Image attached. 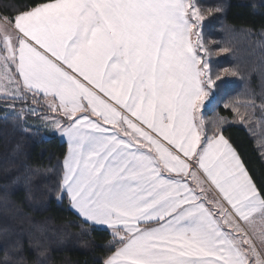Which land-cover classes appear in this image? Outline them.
<instances>
[{
	"label": "snow or ice",
	"instance_id": "snow-or-ice-1",
	"mask_svg": "<svg viewBox=\"0 0 264 264\" xmlns=\"http://www.w3.org/2000/svg\"><path fill=\"white\" fill-rule=\"evenodd\" d=\"M221 10L44 0L0 21V88L12 100L43 94L57 114L44 117L67 140L57 198L110 230L103 264H264V189L221 134L224 118L209 135L201 113L217 81L238 74L213 71L230 49L214 53L203 36L206 14Z\"/></svg>",
	"mask_w": 264,
	"mask_h": 264
},
{
	"label": "trees",
	"instance_id": "trees-1",
	"mask_svg": "<svg viewBox=\"0 0 264 264\" xmlns=\"http://www.w3.org/2000/svg\"><path fill=\"white\" fill-rule=\"evenodd\" d=\"M40 2L0 0V17H14ZM197 3L222 9L206 14L202 24L214 53L223 46L230 49L213 55V71L227 67L238 73L217 81L204 110L206 128L211 135L212 122L224 118L221 134L264 189V0ZM8 101L15 100L0 97V264H103L113 250L110 231L83 223L66 194L57 198L65 142L53 133L24 129L7 114L2 103ZM234 106L244 121L236 120Z\"/></svg>",
	"mask_w": 264,
	"mask_h": 264
},
{
	"label": "rangeland",
	"instance_id": "rangeland-1",
	"mask_svg": "<svg viewBox=\"0 0 264 264\" xmlns=\"http://www.w3.org/2000/svg\"><path fill=\"white\" fill-rule=\"evenodd\" d=\"M2 17H0V21H2ZM2 48H3V40H2V36H0V54H2ZM3 62L0 61V65H2ZM9 71H13L12 68L9 69ZM0 72H3V67L0 66ZM0 84L6 85L7 81H2L0 82ZM215 96V90H213L212 94L210 95V97L205 101V105L204 107L201 109V113L204 117V110L206 108L207 105H209V103L211 102V100L214 98ZM0 97L5 98V95L2 91V88H0ZM11 99V98H10ZM15 105V107L13 108L12 105ZM3 107H5L7 114H12L15 117L18 118V113L20 112L21 109H24L25 112L27 113L22 119H19V122L21 124V126L26 129V130H37V131H41L43 136H47L46 133H53L58 135L59 132L55 131L54 129H51L49 127H45L44 124V117H55L57 114L52 113L48 108H47V104L46 101L42 100L41 97H37L36 101H34L31 96L29 95V98L25 101V100H15V101H8V102H3L2 103ZM29 109H35L36 110V114L33 115L30 112H28ZM264 110V109H263ZM241 116H243V113L241 115H237V121H241ZM244 118V116H243ZM245 119H243L244 121ZM246 122V121H245ZM247 124V123H246ZM33 130V131H34ZM36 131V132H37ZM209 134V132H208ZM264 141V136L260 135ZM201 177H202V173H201ZM210 185V183H208ZM208 185V186H209ZM211 186V185H210ZM212 194L214 196V198H219V194L218 191L214 188V186H212ZM207 189V191H210L208 189V187H205ZM255 223L257 228H261L264 227V225L261 224V219L259 214H255ZM249 235L251 236L252 234L249 233ZM254 242L255 241V237H252ZM256 246L259 249L260 245L258 242H256Z\"/></svg>",
	"mask_w": 264,
	"mask_h": 264
},
{
	"label": "crops",
	"instance_id": "crops-1",
	"mask_svg": "<svg viewBox=\"0 0 264 264\" xmlns=\"http://www.w3.org/2000/svg\"><path fill=\"white\" fill-rule=\"evenodd\" d=\"M3 19H4V18H3ZM3 19H2V20H3ZM10 30H11V29H10ZM0 36H2V34H0ZM12 70L14 71V66L12 67ZM38 97H41V99L44 100V98H43V94H40V96H38ZM44 101H45V100H44ZM55 135H56V134H55ZM57 136H58L62 141L65 142V144H66V148H67V140H66V138L63 137L60 133H59ZM225 139H226V138H225ZM66 151H67V150H66ZM189 183L191 184L192 187H194V188L196 187L195 184L191 182V179H189ZM208 185H209L208 183H205V184H204V187L207 186L208 189L210 190V191H207L206 195H207V197H208L209 199H212V198H214V196H215V195L213 196V194H212V188H213V187L210 186V185L208 186ZM70 208H71V207H70ZM71 210H72L75 214H77V213L75 212L74 209L71 208ZM77 215H78V214H77ZM78 216H79V215H78ZM95 226L107 229V227L104 226V225H95ZM109 231H110V230H109Z\"/></svg>",
	"mask_w": 264,
	"mask_h": 264
}]
</instances>
